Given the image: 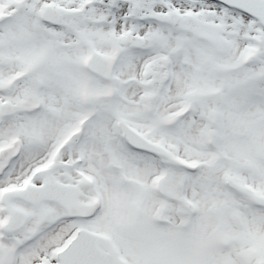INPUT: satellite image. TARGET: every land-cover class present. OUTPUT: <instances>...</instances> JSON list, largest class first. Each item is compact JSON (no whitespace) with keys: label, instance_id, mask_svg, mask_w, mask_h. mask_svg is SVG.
<instances>
[{"label":"snow or ice","instance_id":"snow-or-ice-1","mask_svg":"<svg viewBox=\"0 0 264 264\" xmlns=\"http://www.w3.org/2000/svg\"><path fill=\"white\" fill-rule=\"evenodd\" d=\"M0 264H264V0H0Z\"/></svg>","mask_w":264,"mask_h":264}]
</instances>
